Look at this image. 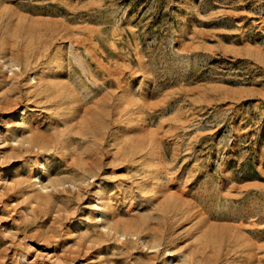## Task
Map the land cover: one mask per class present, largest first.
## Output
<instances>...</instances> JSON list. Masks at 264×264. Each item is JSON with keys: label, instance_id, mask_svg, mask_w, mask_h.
Here are the masks:
<instances>
[{"label": "rangeland", "instance_id": "rangeland-1", "mask_svg": "<svg viewBox=\"0 0 264 264\" xmlns=\"http://www.w3.org/2000/svg\"><path fill=\"white\" fill-rule=\"evenodd\" d=\"M89 263L264 264V0H0V264Z\"/></svg>", "mask_w": 264, "mask_h": 264}, {"label": "bare ground", "instance_id": "bare-ground-1", "mask_svg": "<svg viewBox=\"0 0 264 264\" xmlns=\"http://www.w3.org/2000/svg\"><path fill=\"white\" fill-rule=\"evenodd\" d=\"M92 262H93V260H91V262H90V263H92ZM90 263H89V264H90Z\"/></svg>", "mask_w": 264, "mask_h": 264}]
</instances>
